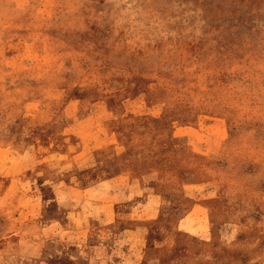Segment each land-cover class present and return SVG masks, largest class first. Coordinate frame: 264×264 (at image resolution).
I'll use <instances>...</instances> for the list:
<instances>
[{
	"label": "rangeland",
	"instance_id": "rangeland-1",
	"mask_svg": "<svg viewBox=\"0 0 264 264\" xmlns=\"http://www.w3.org/2000/svg\"><path fill=\"white\" fill-rule=\"evenodd\" d=\"M0 264H264V0H0Z\"/></svg>",
	"mask_w": 264,
	"mask_h": 264
}]
</instances>
